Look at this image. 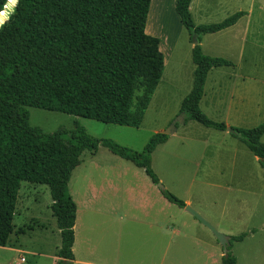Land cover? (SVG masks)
<instances>
[{
	"label": "rangeland",
	"instance_id": "obj_1",
	"mask_svg": "<svg viewBox=\"0 0 264 264\" xmlns=\"http://www.w3.org/2000/svg\"><path fill=\"white\" fill-rule=\"evenodd\" d=\"M196 4L200 12L193 11L195 25L218 23L238 10L245 12L241 20H263L254 38L244 36L242 23L200 37L203 54L232 65L208 72L199 108L227 127H255L264 121V0ZM174 7L175 0H157L148 29L147 18L145 32L159 39L164 69L138 128L27 108L30 125L44 133L71 129L77 122L91 136L136 152L177 121L175 131L151 154L156 185L143 170L102 145L95 154L81 155L68 184L73 201L79 203L73 264H203L207 252L206 264H221L222 247L212 232L168 202L158 184L217 231L229 237L247 233L241 242H231L237 264H264V233L259 228L264 223V171L259 161L227 130L179 120L181 102L192 87L194 35L181 25ZM235 98L236 106L239 98L247 99L243 104L254 109L253 119L238 120L227 112L226 103ZM256 193L262 196L257 203ZM16 203L10 249L0 251V264H59L60 230L51 214L49 188L21 182Z\"/></svg>",
	"mask_w": 264,
	"mask_h": 264
},
{
	"label": "trees",
	"instance_id": "obj_2",
	"mask_svg": "<svg viewBox=\"0 0 264 264\" xmlns=\"http://www.w3.org/2000/svg\"><path fill=\"white\" fill-rule=\"evenodd\" d=\"M7 1L0 0L1 15ZM156 1L18 0L0 27V247L7 245L13 231L21 182L45 185L60 230L59 264H73L76 204L68 184L81 155L85 151L95 154L99 145L142 169L153 184L159 182L150 159L168 135L154 134L136 152L91 136L77 122L71 129L44 133L30 125L27 110L33 107L138 128L164 69L159 39L145 32ZM190 3L175 0L174 7L181 25L198 40L192 48V87L179 114L184 123L191 120L206 128L227 130L258 158L264 171V121L252 128L227 127L211 121L199 108L208 72L232 65L203 54L200 37L234 25L245 12L218 23L195 25ZM160 193L168 202L185 207L167 190ZM246 236L229 237L221 264H237L231 242H241Z\"/></svg>",
	"mask_w": 264,
	"mask_h": 264
},
{
	"label": "crops",
	"instance_id": "obj_3",
	"mask_svg": "<svg viewBox=\"0 0 264 264\" xmlns=\"http://www.w3.org/2000/svg\"><path fill=\"white\" fill-rule=\"evenodd\" d=\"M197 0H191V3H190V8H191V10H189L190 11V13H191V17H192V19H193V11H198V8H197ZM205 9L207 10V8L205 7ZM198 12H200V10L198 11ZM237 12H239V10L237 11ZM236 13V12H235ZM243 17H241L239 20H237V22L234 24V25H232V26H230V27H228V28H226V29H223V30H221V31H219V32H223V31H228V30H230V29H234L235 27H237L238 25H240V23H242V25L240 26V27H242V33L244 34V36H246L248 39H250L249 38V36H251V37H256L255 35H257L258 33H259V28H258V25L260 24H263V20H241ZM218 33V32H217ZM214 34H216V33H214ZM244 39V38H243ZM256 44L258 45V48H257V50H256V53H259V49H261V47H260V43L259 42H256ZM195 67V66H194ZM208 75V74H207ZM238 103H237V106L235 105L236 104V102H237V98H235V101L234 102H231V101H229V102H227L226 103V105H225V109L227 110V112H229L230 114L232 113H234L235 114V118L237 117V119L238 120H250V119H253V112H254V109L252 108V109H250L248 106H245L244 104H243V101H247V99H244V98H239L238 99ZM199 104H200V102H199ZM254 103L252 102V105H253ZM224 105V104H223ZM219 131V130H218ZM243 144V143H242ZM161 145V144H160ZM250 152V151H249ZM251 153V152H250ZM252 154V153H251ZM253 155V154H252ZM253 157H254V160L256 159V160H258V158L257 157H255L254 155H253ZM124 160V159H123ZM126 161V160H125ZM136 167V166H135ZM142 170V169H141ZM152 183V182H151ZM258 193H256V195H257ZM261 197L262 196H260L259 194L257 195V199L255 200L256 201V203H257V200H259V202L261 201ZM263 202H264V200H263ZM75 204H76V215L78 214V212H79V203L78 202H75ZM188 204V203H187ZM76 218H77V216H76ZM75 222H76V220H75ZM76 226V225H75ZM75 226H74V230H75ZM259 228H262L263 230V233H264V223L263 224H261L260 225V227ZM74 240H75V233H74ZM74 248H75V244L73 245V251H74ZM7 249H10V247L8 248V246L6 245L5 247H0V251H4V250H7ZM20 251V250H19ZM205 253H206V250H205ZM207 259L206 258H204V263L203 264H206L207 263V261L206 260H208V262H210V253L209 252H207ZM74 262H76V261H73V263ZM236 263H237V259H236Z\"/></svg>",
	"mask_w": 264,
	"mask_h": 264
},
{
	"label": "water",
	"instance_id": "obj_4",
	"mask_svg": "<svg viewBox=\"0 0 264 264\" xmlns=\"http://www.w3.org/2000/svg\"><path fill=\"white\" fill-rule=\"evenodd\" d=\"M17 1L18 0H8L7 1L6 5L4 7V10L2 11L4 14L3 15L0 14V24H4L7 21V19L9 18V14L13 11V8L16 5ZM193 40H194V46H195L198 43V40L195 36H193ZM179 120L181 122H183L182 115L180 116ZM176 122L177 121H173L172 124L170 125V127L166 131H163L162 134H165V135L172 134V132L175 131V123ZM158 188H159V190L164 189L161 186V184H158ZM184 209L186 212H188L189 214L194 216L197 220H199L205 227H207L212 232V234L215 236L218 243L222 247V252H223L222 256H225L227 254V248L230 244L229 236L217 231L210 223H208L206 220H204L196 211H194L189 206H185Z\"/></svg>",
	"mask_w": 264,
	"mask_h": 264
},
{
	"label": "clouds",
	"instance_id": "obj_5",
	"mask_svg": "<svg viewBox=\"0 0 264 264\" xmlns=\"http://www.w3.org/2000/svg\"><path fill=\"white\" fill-rule=\"evenodd\" d=\"M0 27H3V24H0Z\"/></svg>",
	"mask_w": 264,
	"mask_h": 264
}]
</instances>
